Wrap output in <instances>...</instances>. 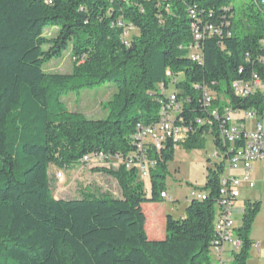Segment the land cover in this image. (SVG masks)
<instances>
[{
  "label": "trees",
  "instance_id": "trees-1",
  "mask_svg": "<svg viewBox=\"0 0 264 264\" xmlns=\"http://www.w3.org/2000/svg\"><path fill=\"white\" fill-rule=\"evenodd\" d=\"M234 1L0 0V264H212L225 160H207L202 195L182 215L151 207L164 203L177 146L200 149L210 136L214 149L226 152L218 123L202 106L203 87L215 93L225 84L213 107L264 111V91L241 99L231 89L256 74L264 82V5ZM208 23L215 31H203ZM192 26L204 33L198 60L189 51ZM49 28L56 31L47 36ZM68 50L70 72L44 70ZM106 83L114 92L102 103L103 118L89 119L63 101ZM171 95L174 124L187 139L179 144L167 135L159 149L142 141L139 150L137 124L158 121ZM99 152L107 161L120 158L97 170L116 181L121 197L84 191L55 198L49 165L76 167ZM142 157L156 161L148 192L137 171ZM259 204L244 205L230 264H246Z\"/></svg>",
  "mask_w": 264,
  "mask_h": 264
},
{
  "label": "rangeland",
  "instance_id": "rangeland-1",
  "mask_svg": "<svg viewBox=\"0 0 264 264\" xmlns=\"http://www.w3.org/2000/svg\"><path fill=\"white\" fill-rule=\"evenodd\" d=\"M247 2L249 0H241ZM234 3L235 1L232 0ZM236 5V4H235ZM56 29L49 28L45 30V35L50 36ZM72 57L69 50L64 52L58 59H52L44 65L46 72L68 73L71 70ZM111 83L95 86L90 89L80 91V93H68L63 97L67 108L71 111L83 113L89 119L103 118L106 112L102 109V103L110 99L114 88ZM226 86L220 83V90L214 91L219 95H224ZM213 92V91H212ZM215 93H213L215 95ZM250 125V123H248ZM214 147L211 137L206 136L203 147L200 149H186L179 145L174 150L173 160L167 164V177L165 181V191L169 199L164 204L174 217L179 212L184 211L186 203L191 198H199L202 195L201 187L205 181V172L207 160L210 163L217 161L214 156ZM112 164H109L111 163ZM109 166L113 167L114 161H109ZM252 172L249 179L254 182V187L249 189L245 183L240 185V196L235 200L231 215L234 226L241 225V218L244 205L247 201H258L259 210L257 211L249 232V238L253 241L248 249L246 264H264V160H257L251 163ZM101 167L90 168V170H81L75 174L76 168L61 169L59 166L49 165L48 177L50 179V189L54 197L64 199L80 198L83 191H91L93 194H101L104 191L115 198L121 197L120 189L116 181L109 175L97 170ZM61 171L62 178H56V172ZM240 179L244 172L241 170L233 171ZM146 191H149L148 177H142ZM193 193V195H192ZM174 207L172 210L171 208ZM217 214V211H216ZM215 214V218H216ZM155 224V222H153ZM233 234L231 240L235 241ZM233 244L226 242L224 244L225 256L231 254ZM214 247H210L212 264L215 257L213 255Z\"/></svg>",
  "mask_w": 264,
  "mask_h": 264
},
{
  "label": "built area",
  "instance_id": "built-area-1",
  "mask_svg": "<svg viewBox=\"0 0 264 264\" xmlns=\"http://www.w3.org/2000/svg\"><path fill=\"white\" fill-rule=\"evenodd\" d=\"M192 13V12H191ZM193 27V43L189 45V51L193 59H199L198 41L204 33L200 29ZM203 31L211 33L214 30L213 24H206ZM264 46V39L261 40ZM240 80L231 83L233 94L238 98H246L256 91H264V82L256 74V83L251 84L248 93H239ZM199 89V85L194 86ZM201 102L204 109L209 111L210 116L218 123L219 139L222 144H226V152L214 150V156L218 160H225V170L219 178L217 214L214 221L215 239L211 247L215 257L216 264H230L232 257L239 251L240 241L231 238L234 234V221L231 215V209L235 200L240 196V185L245 183L249 189L254 187V182L249 179L252 172L251 163L257 160H264V111L257 113L252 109L241 110L229 105L221 108L213 107L214 94L208 88V92H201ZM175 97L170 96V104L162 105L158 121L150 125L137 124L135 138L139 141L140 150L142 141H148L151 145L159 149L169 133H176L179 144L187 139V133L182 126L175 125L177 105L174 102ZM198 123L202 121L198 120ZM250 123V125H248ZM110 160L114 161L113 167L120 162L119 157L105 160L103 153H95L90 156H83L80 164L77 165L75 174L79 175L81 170H90L94 167L109 166ZM109 163V164H108ZM149 163H156L155 160L142 157L137 163V171L140 177H147L149 174ZM130 164L126 165L129 168ZM241 170L244 176L240 179L233 171ZM56 178H62L61 171L56 172ZM163 199H169L166 192H162ZM193 195V193H192ZM231 242L233 248L229 256H225L224 244Z\"/></svg>",
  "mask_w": 264,
  "mask_h": 264
},
{
  "label": "bare ground",
  "instance_id": "bare-ground-1",
  "mask_svg": "<svg viewBox=\"0 0 264 264\" xmlns=\"http://www.w3.org/2000/svg\"><path fill=\"white\" fill-rule=\"evenodd\" d=\"M257 1H259L261 4L264 5V0H257ZM255 83H256V75H254L252 79L249 81H240L239 93H248L249 89H251V84H255ZM203 92H208V90L203 87ZM169 135H172L174 139H178V137H176V133H169ZM155 166L156 163H149V170L154 168Z\"/></svg>",
  "mask_w": 264,
  "mask_h": 264
},
{
  "label": "crops",
  "instance_id": "crops-1",
  "mask_svg": "<svg viewBox=\"0 0 264 264\" xmlns=\"http://www.w3.org/2000/svg\"><path fill=\"white\" fill-rule=\"evenodd\" d=\"M74 168H77V166L76 167H74ZM69 169V168H68ZM84 192V191H83ZM166 192V191H165ZM56 198V197H55ZM189 201V200H188ZM167 202V199H164V203L163 204H161V205H159V204H155V205H153L152 207H151V210H153L155 213H162V212H166L167 211V208L166 207H164V204ZM187 204V203H186ZM174 207H172L171 208V210L173 209ZM185 209V208H184ZM174 210V209H173ZM170 213V212H169ZM183 214V211H181V212H179L178 213V215L176 216V217H178V216H180V215H182ZM214 264H216V261L214 260Z\"/></svg>",
  "mask_w": 264,
  "mask_h": 264
}]
</instances>
